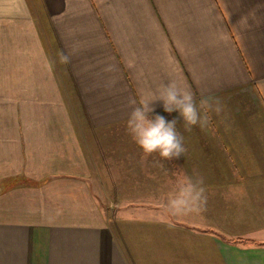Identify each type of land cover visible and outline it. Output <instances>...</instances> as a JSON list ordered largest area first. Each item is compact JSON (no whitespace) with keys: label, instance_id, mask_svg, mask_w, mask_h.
<instances>
[{"label":"crops","instance_id":"obj_1","mask_svg":"<svg viewBox=\"0 0 264 264\" xmlns=\"http://www.w3.org/2000/svg\"><path fill=\"white\" fill-rule=\"evenodd\" d=\"M0 20L28 27L0 77V264H264V0H0ZM169 82L208 120L153 101L186 152L143 170L135 147L116 162L151 188L115 191L96 140Z\"/></svg>","mask_w":264,"mask_h":264},{"label":"clouds","instance_id":"obj_2","mask_svg":"<svg viewBox=\"0 0 264 264\" xmlns=\"http://www.w3.org/2000/svg\"><path fill=\"white\" fill-rule=\"evenodd\" d=\"M228 23L232 28L241 24L237 21L231 24L230 17ZM227 29L222 26V34H226ZM153 101H162L163 109L167 113L177 111L186 125L194 126L201 121H207V111L211 105L208 100L201 99L199 108L194 95L187 89H182L174 82L162 84L154 98L145 101L141 100L129 115L127 130L132 140L139 146L145 157L157 153L159 157L172 161L179 159L186 152L183 144V137L177 130V120H166L162 115L156 114L150 117L154 108L150 106ZM203 110L205 115H201Z\"/></svg>","mask_w":264,"mask_h":264},{"label":"rangeland","instance_id":"obj_3","mask_svg":"<svg viewBox=\"0 0 264 264\" xmlns=\"http://www.w3.org/2000/svg\"><path fill=\"white\" fill-rule=\"evenodd\" d=\"M37 11V7H36ZM25 26L23 27L22 24ZM21 24V25H20ZM16 26L17 28H20V30H28V27L25 23L22 21H8V20H0V77H6L7 76V53L6 49L13 44H23V38L21 37L23 34L21 33L19 37L14 38L13 36L15 34ZM6 102H0V110H5L6 108ZM104 140L105 143L110 144L109 147V157L111 158L112 167H110V178L113 180L112 184H114L115 191L117 189L123 190L122 192H128L129 190H136V189H142L147 190L151 188V182L149 181H141V182H133L130 181V178L132 175H135L133 171L135 170V167L133 165H128L123 168V166H118V162H122V165L125 162H131L134 163V158L136 159V153L140 152L135 149V147H139L131 138V136L128 133L127 130V122L118 123L115 125H112L110 127V130L108 133L104 135V139L100 138V140H96V143H101ZM136 144V145H134ZM102 150V149H101ZM102 153V152H101ZM140 158V157H139ZM114 159V160H113ZM143 163L145 166L142 168L143 170L146 168L150 170V158L149 156L143 158ZM139 163V159H138ZM133 166V167H132ZM101 168V167H100ZM106 169V167H105ZM142 170V171H143ZM99 173L101 170H98ZM138 173V171H137ZM144 174V173H142ZM167 183L165 181L158 182V186L165 187ZM170 184V183H169ZM102 185V184H101ZM103 187V186H102ZM121 188V189H120ZM138 200V199H136ZM149 200V199H144ZM114 205H111V209ZM113 213V210H112ZM112 213L108 215H112Z\"/></svg>","mask_w":264,"mask_h":264},{"label":"trees","instance_id":"obj_4","mask_svg":"<svg viewBox=\"0 0 264 264\" xmlns=\"http://www.w3.org/2000/svg\"><path fill=\"white\" fill-rule=\"evenodd\" d=\"M228 243H238V242H242V243H253V241H248V240H244V239H240V238H237V239H230V240H227Z\"/></svg>","mask_w":264,"mask_h":264}]
</instances>
